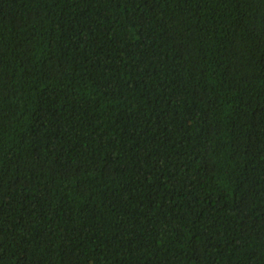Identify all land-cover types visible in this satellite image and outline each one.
Instances as JSON below:
<instances>
[{
    "label": "trees",
    "instance_id": "16d2710c",
    "mask_svg": "<svg viewBox=\"0 0 264 264\" xmlns=\"http://www.w3.org/2000/svg\"><path fill=\"white\" fill-rule=\"evenodd\" d=\"M0 264H264V0H0Z\"/></svg>",
    "mask_w": 264,
    "mask_h": 264
}]
</instances>
